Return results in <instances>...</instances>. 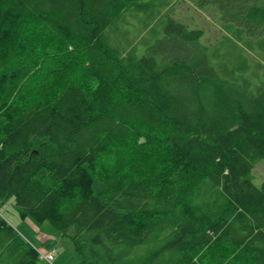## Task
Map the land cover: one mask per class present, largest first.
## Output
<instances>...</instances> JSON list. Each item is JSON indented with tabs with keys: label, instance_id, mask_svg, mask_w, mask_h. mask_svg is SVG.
Returning <instances> with one entry per match:
<instances>
[{
	"label": "trees",
	"instance_id": "trees-1",
	"mask_svg": "<svg viewBox=\"0 0 264 264\" xmlns=\"http://www.w3.org/2000/svg\"><path fill=\"white\" fill-rule=\"evenodd\" d=\"M175 1L0 0V206L81 264H264V0H195L214 41ZM40 260L0 211V264Z\"/></svg>",
	"mask_w": 264,
	"mask_h": 264
},
{
	"label": "rangeland",
	"instance_id": "rangeland-1",
	"mask_svg": "<svg viewBox=\"0 0 264 264\" xmlns=\"http://www.w3.org/2000/svg\"><path fill=\"white\" fill-rule=\"evenodd\" d=\"M174 12L175 17L185 21L191 27L203 29L208 41H214L223 33L220 14L213 7L201 9L197 7L195 0H176ZM41 56L45 57V54H41ZM47 57L49 56L45 57L44 73L58 67ZM76 67L79 69L81 64L78 63ZM80 76L82 78V75ZM253 175L256 184H261L264 181V159L257 162ZM102 185L97 179L95 180L94 187L96 190L100 189ZM0 211L39 251H46L47 245L55 244L58 246L57 264H61L63 259L68 260V264H81V258L75 253L73 244L68 239L63 238L60 231L50 221L41 222L32 215L22 217L13 198L2 204ZM62 254H64V258H60ZM39 264L46 263L41 259Z\"/></svg>",
	"mask_w": 264,
	"mask_h": 264
},
{
	"label": "built area",
	"instance_id": "built-area-1",
	"mask_svg": "<svg viewBox=\"0 0 264 264\" xmlns=\"http://www.w3.org/2000/svg\"><path fill=\"white\" fill-rule=\"evenodd\" d=\"M41 258H43L47 264H55L56 260V249H50L45 252H41Z\"/></svg>",
	"mask_w": 264,
	"mask_h": 264
},
{
	"label": "crops",
	"instance_id": "crops-1",
	"mask_svg": "<svg viewBox=\"0 0 264 264\" xmlns=\"http://www.w3.org/2000/svg\"><path fill=\"white\" fill-rule=\"evenodd\" d=\"M53 246H56L55 244H52V245H47L46 247L47 248H51V247H53ZM57 247V249H58V246H56ZM58 257V256H57ZM60 258H64V254H62L61 256H60ZM68 262V260H66V259H63V260H61V264H68L67 263Z\"/></svg>",
	"mask_w": 264,
	"mask_h": 264
}]
</instances>
